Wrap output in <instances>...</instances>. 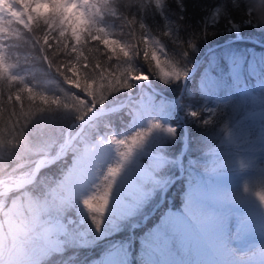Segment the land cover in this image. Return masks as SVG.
<instances>
[{
  "label": "trees",
  "instance_id": "16d2710c",
  "mask_svg": "<svg viewBox=\"0 0 264 264\" xmlns=\"http://www.w3.org/2000/svg\"><path fill=\"white\" fill-rule=\"evenodd\" d=\"M243 1L165 0L160 5L152 3L148 8L143 7L144 0H112L108 8L101 9L100 5L107 3V0H85V9L89 11L93 9L87 7L88 4L97 5L96 11L100 17L98 22L103 23L109 33L106 34L105 31L103 38L81 37L79 46L74 41H63L66 45L63 49L59 48L57 31L49 32L44 25L37 27L35 22H32L33 30L29 31L10 17L1 18L0 49H4L6 63L13 66L10 74L15 75L17 79L9 80L8 74L0 77V178L18 176L32 170L37 158L19 156L21 147L54 136L65 120L81 119L91 110L92 104L97 107L108 106L123 100L129 92L137 90L134 78L145 73L153 86L164 92L167 97L143 86L141 96L144 100L151 99L150 108L140 109L137 99H129L127 105L114 111L116 116L113 118L119 122L116 126H113L114 122H110L113 125L109 123V128L114 130L109 134L99 131L96 136L91 137L110 145L114 144L113 140L116 139L114 133L119 132L130 140L133 139V143L135 137L142 143L132 148L122 146L115 152V158L113 156L110 161L103 162L99 168V187L87 203L102 201L101 191L108 187L110 189L111 184L115 182L114 170L119 171L121 175L134 173L139 176L146 172L148 178L142 187L141 202H149L146 208L148 212L156 203V197L163 186L177 173L176 157L182 144L183 129L178 126L181 121L177 102L171 98L180 94L183 76L205 53L207 47L233 37L232 32H227V27L228 22L234 21L241 24L240 31L244 39L219 45L204 55L196 71L187 79L179 109L185 116L190 145L184 155L186 167L182 179L186 180L195 175L209 181V165H216L215 159L226 152L241 154L246 151L244 143L264 138V47L251 39L264 42V0H247V5H243ZM150 2L151 0L148 3ZM246 6L251 9L252 20L244 24L247 17ZM258 6L257 13L255 7ZM215 8H218L219 20L210 24L212 21H209L208 17ZM44 32H49L51 43L45 44L42 38ZM106 37H115L116 45H105L103 39ZM149 48L157 52L160 61L178 68L180 78H169L165 81L157 67L158 61L153 58ZM125 51L129 55L125 56ZM85 68L87 72L84 71ZM165 69L168 70V66H165ZM125 72L128 75L126 80L122 81L119 78ZM113 77L117 78L115 82ZM123 82L129 83L131 87H122ZM207 86H210V91L216 88L219 96L212 112L204 110L205 104L211 102L209 99L213 95L212 92H205L204 88ZM17 96L20 97L19 100L16 99ZM44 97H47L48 103L44 102ZM162 102L169 107L167 110L160 111ZM228 104H231L233 109H227ZM190 110L193 111L192 114L189 113ZM167 112L170 113L169 116ZM134 113L142 119L148 114L141 126H134L137 122L129 123L137 119V114ZM150 115L153 118H150ZM165 119L171 123L170 126L164 123ZM109 120H112L111 117ZM157 121L160 124L157 125ZM105 124L106 122H100L91 128L87 125L83 132L90 133L91 129ZM131 125L136 128H129ZM166 128L169 133L164 136ZM209 132H218L224 141L221 144L218 142L219 153L214 154L213 158L207 155L203 158L200 152L205 150H202L204 148H201V144L204 137L207 139ZM157 137L161 139V143ZM60 141L57 139L53 143L54 151L51 149L45 154H53ZM86 143L88 141L84 142ZM195 143L197 149L193 147ZM79 144H82L81 140H76L68 150L66 160H60L42 169L36 180L27 188L0 196V209L4 205H24L27 207L24 212L29 214L39 207V201L45 198L44 192L52 183L55 185L58 182L59 172L67 168L82 151L77 153L81 147ZM260 145V154L264 155V139ZM129 155L131 159L125 163ZM134 156L140 163L141 159L146 161V165L143 167L137 163L134 166ZM150 161L153 162L154 169L148 164ZM203 165L204 168L201 167ZM222 167L226 169L225 172L236 170L232 163L224 160ZM213 173L218 175L217 179L221 181H224L223 177L229 181L234 179V175H228L230 173L220 178L219 175L223 173L216 170ZM178 180L167 191L165 203L170 202L171 197L179 202L181 193H185L187 186L191 184L188 182H192L191 179L185 183L177 182ZM177 185L180 189L173 191ZM257 188L262 189L264 185H257ZM95 207L97 205H94ZM79 209V206H73V220L70 225L78 232L76 234L72 231L77 238L75 241L80 245L86 244L82 245L84 247L80 252L71 251L69 246V250L55 258V264H88L93 257L102 253L103 246L99 242L114 236L123 238L127 235L126 231H119L117 235L103 238L82 236L79 231ZM83 213L88 214L85 218L94 221L92 230H99L97 223L103 219V215L94 210ZM20 215L23 217L22 212ZM112 216L113 214L110 215V220H113ZM151 224L152 222L147 223ZM143 226L147 228L146 224ZM121 227L122 224L119 228ZM36 229L40 230L39 226ZM127 231L129 232L128 229Z\"/></svg>",
  "mask_w": 264,
  "mask_h": 264
},
{
  "label": "rangeland",
  "instance_id": "374dc122",
  "mask_svg": "<svg viewBox=\"0 0 264 264\" xmlns=\"http://www.w3.org/2000/svg\"><path fill=\"white\" fill-rule=\"evenodd\" d=\"M149 1L144 0L143 7L149 8L152 3L160 5L165 0H151L150 4ZM71 2L80 4V0H71ZM259 2L261 4V1ZM18 3L22 7L7 6L0 3V8L4 10L0 15L10 14L14 16V21L26 28L28 26L25 24V19L28 15L25 16L21 10L23 6L27 8L30 0H20ZM247 4L249 2L244 0L243 5ZM255 9L258 13L259 6ZM48 10H51L50 7L45 9V11ZM79 11L83 12L85 10L80 9ZM85 12L87 14L89 12L93 13L89 10ZM218 13V8H215L209 14L208 19L212 21V23L209 22L210 24L219 20ZM96 14L98 15L97 11ZM246 14L244 24L250 23L252 20L250 8L247 9ZM79 23L86 24L87 21L81 19ZM240 26L241 24L238 22H228L227 32H232L235 38L224 42L223 45L235 41L238 36H242ZM98 27L106 29L105 25L98 24ZM107 33L109 32L107 31ZM106 38L116 41L115 37ZM186 76L188 77L189 73H186ZM141 77L148 79L145 73L139 74L134 78L136 86L140 85V80H144ZM204 89L205 92H212L214 96L218 97L216 88L210 91V86H207ZM133 94V92H130L131 97L129 99H137L140 109L150 108V98L144 100L141 93H137L135 97L132 96ZM213 95L209 100L216 104L218 101ZM141 100H144V102H141ZM211 102L205 104V111L212 112L215 110L216 105L214 107ZM226 106L227 109H233L231 104ZM168 108L164 102L160 104V111ZM90 113H94V109H91ZM169 114L167 112L168 116ZM114 115L115 112L112 111L95 119H89L88 128L99 125L100 122H106L105 126L91 129L90 133L82 132L80 129L81 123L76 124L73 118H69L61 124L54 135L55 137L41 139L35 144L20 148L21 153L19 156L39 158V156L47 155L45 152H49L51 149L54 151L55 146L54 148L52 146L57 139L61 140L60 144L62 145L66 140L73 138L74 141L69 149L75 144L76 140L82 142V144H79L81 147L77 150V153L82 151L71 164H68L67 168L59 172L58 182L55 185L52 183L50 188L44 192L45 198L43 197V200L39 201V207L34 208L29 214L24 212L27 209L24 205L13 204L0 210V264H55V258L65 250H69L70 247L71 251H82L84 247L82 245L86 243L80 245L75 241L77 238L74 233L77 234L78 232L73 228L74 226L70 225L73 220V206L75 208L79 206L80 208L78 211L81 218L79 231L82 236L103 238L113 234L117 235L119 231H121L120 233L127 232V235L123 238L114 236L99 242L103 246L102 253L98 257H93L88 264H264V191H262L264 188L259 190L257 188V185H264V155L260 154L262 150L260 143L264 138L252 139V142L244 143L246 151L241 154L226 152L215 159L216 165H209L211 173L208 172L207 179L209 178L211 183L207 186L203 185V181H207L203 177H195L194 175L186 180L180 178L181 181L178 180L177 182L185 183L189 179L192 182H188L191 184L187 186L188 189L185 193H181L179 202L176 198L171 197L170 202L165 203L164 200L161 203L164 185L156 197V203L160 202L157 212L145 222L147 228L144 226L137 227L135 224H142L149 203L141 202L143 200L142 187L148 178L146 172L137 176L134 173L121 175L119 171H116L113 175L115 182L111 184L110 189L108 187L101 191L102 201L100 203H87L99 187L100 166L103 165L105 160L110 161L123 144V141L120 144L116 141L117 139H114V144L108 145L100 139L91 138L96 136L95 134H98L99 131L107 134L113 131V128H109V123L114 122V125L110 123L113 126L119 123L118 120L113 118ZM110 117L111 121L109 120ZM136 118L129 123L137 122L134 126H141L145 118H140L138 114ZM150 118L153 117L150 115ZM158 124H160L159 121H157ZM66 125L67 127H65ZM134 126L133 128H136ZM70 127L72 128L69 129ZM167 133H169L168 128H166L164 136ZM217 133L209 132L207 139L204 137L203 144L205 145L201 144V148H204L202 150H205V152H200L201 157L206 158L207 155L213 158L214 154L219 153L217 151L218 142L221 144L224 140ZM157 138L158 142L161 143V139ZM122 140H126L127 146L130 148L142 143L140 139L138 140V137L134 138V143L133 139L130 140L128 136L122 137ZM85 141H88V143L84 144ZM181 143L179 152L183 146V140H181ZM196 145L195 143L194 149H197ZM224 156L226 159H223ZM129 157L130 155L127 158ZM66 159L67 152L65 158H61L60 162ZM130 159H127L125 163ZM134 160H136L134 166L137 163L143 167L146 165V161L141 159L140 163L135 156ZM223 160L232 163L236 170L231 169L225 172L226 169H222ZM178 163L176 157L175 168L177 171ZM148 164L152 169L155 168L152 161ZM183 165L184 170L180 173L184 174L185 160H183ZM201 167L204 168L205 165ZM200 170L206 171L201 168ZM214 170L223 173L219 175V178L230 173L228 175H234V179L229 181L226 177H223L224 181L218 180V175L213 173ZM27 186H22L20 189L27 188ZM177 189H180L178 185L172 190L176 191ZM16 190H18L17 187L11 190L0 187V194L5 195L4 193H6L7 195L8 192ZM155 204L151 206L150 210ZM94 205L104 208V211L100 212L103 219L97 223V226L100 227L97 231L91 228L94 221L85 218V215L88 214L83 213L93 211ZM176 206H180L181 210L178 211ZM66 208L68 210H65ZM21 212L23 217L20 215ZM112 214L113 220H110ZM20 216L22 220H20ZM149 222H152V224L147 225ZM120 224H122L121 228H119ZM37 226L40 230L36 229ZM124 226L126 228H123ZM137 238L139 242H137Z\"/></svg>",
  "mask_w": 264,
  "mask_h": 264
},
{
  "label": "snow or ice",
  "instance_id": "6c2138e0",
  "mask_svg": "<svg viewBox=\"0 0 264 264\" xmlns=\"http://www.w3.org/2000/svg\"><path fill=\"white\" fill-rule=\"evenodd\" d=\"M112 0H107V3L100 5L101 9L108 8L111 5ZM50 7L51 11H45L46 8ZM85 5H80L78 3H73L71 0H30V3L27 5L26 12L29 17L28 28L29 31H32V22H35L36 26L44 25L49 32L55 30L58 32L59 38V48L63 49L66 45L63 41L72 42L74 41L78 46L81 44V37L91 36L97 38L98 36L103 38L105 30L98 27L100 17L96 14L97 5L88 4L87 7L93 9L92 14H87V12H80V9H83ZM76 9V11H74ZM81 19H86V24H80ZM49 32H44L43 40L45 44L51 43L49 40ZM103 43L107 46H115L116 41H111L106 38L103 39ZM123 51V49H121ZM149 51L152 53L153 58L158 61L157 67L159 68L161 77L167 81L169 78L179 79L181 73L178 68L174 65H170L167 62H162L159 60V56L154 49L149 48ZM124 55L127 56L129 53L124 52ZM164 65V66H162ZM165 66H168V70L165 69ZM13 66L6 63V57L4 55V49H0V77L8 74L7 78L9 80H15L17 77L13 74H10V70ZM87 72V68L84 69ZM128 73L125 72L119 79L126 80ZM146 77H141L145 79ZM87 79V76L85 77ZM117 78L113 77L115 82ZM122 87H131L127 82L121 84ZM31 92V89L28 90ZM17 100L20 99L19 96L16 97ZM45 103H48L47 97L43 98ZM174 131V130H172ZM116 170H114L115 173ZM91 207V205H90ZM92 210L97 212H103L104 208L102 206L95 207Z\"/></svg>",
  "mask_w": 264,
  "mask_h": 264
},
{
  "label": "bare ground",
  "instance_id": "6f19581e",
  "mask_svg": "<svg viewBox=\"0 0 264 264\" xmlns=\"http://www.w3.org/2000/svg\"><path fill=\"white\" fill-rule=\"evenodd\" d=\"M4 10L3 9H1L0 10V12H3ZM23 13H24V15L25 16H27L26 15V11H24V10H21ZM27 19V18H26ZM141 81V80H140ZM71 140L72 139H68V140H66L62 145H61V147H60V150L61 151H63L66 147H67V145L69 144V143H71ZM44 159H40L38 162V164H37V169L38 168H40V167H42V165H43V161ZM21 176H16V177H13L10 181H12V183H15V182H17V184L16 185H22V184H24V183H28L29 181H31V179L32 178H30V179H21L20 178ZM6 182H8V181H6V180H1L0 181V185L1 186H4V187H7L6 185H7V183ZM7 189H9V187H7Z\"/></svg>",
  "mask_w": 264,
  "mask_h": 264
},
{
  "label": "water",
  "instance_id": "95a60500",
  "mask_svg": "<svg viewBox=\"0 0 264 264\" xmlns=\"http://www.w3.org/2000/svg\"><path fill=\"white\" fill-rule=\"evenodd\" d=\"M145 82H146V80H145ZM146 83L148 84V81H147ZM177 99H179V97H178ZM115 107H117V106H115ZM115 107H113V108H115ZM110 109H112V108H107V109H104V110H110ZM87 118H88V117H87ZM87 118H86V119H87ZM58 157H59V155H57L56 158H58ZM54 160H55V159H54ZM35 172H36V171H35ZM30 178H33V176H30L29 179H30ZM16 186H17V185H16Z\"/></svg>",
  "mask_w": 264,
  "mask_h": 264
}]
</instances>
